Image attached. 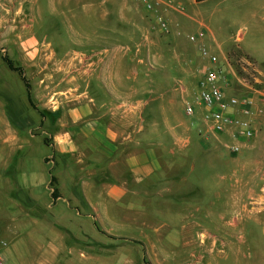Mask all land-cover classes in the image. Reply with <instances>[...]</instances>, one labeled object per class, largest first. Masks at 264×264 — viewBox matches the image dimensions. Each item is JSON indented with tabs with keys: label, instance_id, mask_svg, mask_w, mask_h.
<instances>
[{
	"label": "crops",
	"instance_id": "1",
	"mask_svg": "<svg viewBox=\"0 0 264 264\" xmlns=\"http://www.w3.org/2000/svg\"><path fill=\"white\" fill-rule=\"evenodd\" d=\"M151 1L154 3L151 11L145 9L141 0H124L122 3V9L126 11L144 13L141 25L134 24L130 28L131 33H136L144 42L143 50L133 52L124 41L113 42L114 33L107 27L109 18L90 19L91 31L87 38L83 37L81 27L85 24L71 12L73 2L64 6L65 17L59 19V26L65 24V18L69 27L65 29L66 33H55L57 36L63 34V38L60 36L53 45L43 33L42 42L47 49L26 47L29 63L37 64L47 77L37 82L36 90L30 86L34 107L26 99L25 88L20 99L13 97L9 90L13 79L8 72H15L10 71L0 57V169L13 166L20 172L19 179L8 186H3L0 180V193L7 190L31 202L26 209L30 216L26 230L33 233L20 248L19 243L18 246L14 242L12 245L5 243L0 252L6 264L61 262L63 250L73 251L78 238L76 234H81L83 222L85 227L91 225L97 231L95 218L105 208L129 209L128 202L137 200L140 202L138 208L148 210L152 206L149 202L166 201L159 200L155 185L165 179L163 174H169L165 171L170 163L168 160L193 158L195 154L209 150L208 143L203 140L207 137L205 132L178 130L170 125L169 128L162 127L160 106L157 116L152 117L149 102L158 103L161 98L147 96L152 90L146 86L145 77L160 66H165L168 72L192 77L202 76L208 68L228 74L230 71L225 62L229 51L204 21L187 12L188 0ZM190 2L196 3L195 0ZM48 14L52 15L51 12ZM57 20L50 22L47 32L54 33ZM160 20L166 24L165 31L160 27ZM52 22L55 23L51 27ZM194 24L200 27L198 31L204 32V37L191 48L199 52V55L195 54L196 58L194 54L193 57L189 55V49L181 39L185 35L189 41L191 33L186 32L194 28ZM241 39L239 32L235 40L240 42ZM162 45L168 46L174 55L178 51L186 56L184 64L177 61L176 56L174 63L166 65L159 61V64L155 60V50ZM201 48L216 55L217 63L211 64L203 58ZM0 50L6 53L4 49ZM153 51L154 56H151ZM139 53L147 57L149 71L137 63ZM151 57L153 63L149 61ZM253 64L259 69V65ZM54 71L58 74H55L57 80L51 74ZM259 71L264 74L261 68ZM195 81H192V87ZM179 89L183 94L184 90ZM172 91L179 94L177 87ZM199 110L194 117L202 122L199 125L206 126L202 108ZM21 111H25V116H19ZM254 119L255 135L264 136V114L256 112ZM19 129L25 130L23 134ZM43 138L48 144H44ZM38 141L49 150L39 152ZM172 171L175 170L170 173ZM50 174L56 178V199L51 197ZM38 201H43L48 208L43 206L38 210L37 203L34 204ZM166 216L176 223L180 214ZM61 232L69 233L73 240L66 241ZM89 259L90 262L95 260ZM71 262L75 263L72 259Z\"/></svg>",
	"mask_w": 264,
	"mask_h": 264
},
{
	"label": "rangeland",
	"instance_id": "2",
	"mask_svg": "<svg viewBox=\"0 0 264 264\" xmlns=\"http://www.w3.org/2000/svg\"><path fill=\"white\" fill-rule=\"evenodd\" d=\"M123 1L0 0V49L5 50L15 65L24 68L25 77L35 89L37 82L47 77L37 64L32 66L29 63L26 47L47 49L48 46L42 42L44 34L53 45L60 36L63 38V34L57 36L55 33H66L69 25L64 18L65 24L59 26V19L65 17L64 6L73 2L71 12L85 24L81 27L83 37L87 38L91 31L90 19L109 18L107 27L114 33L111 39L115 44L124 41L131 52L143 50L144 42L136 33L132 34L130 28L134 24L141 25L144 13L122 9ZM186 10L209 26L229 51L228 58L233 64L239 58H246L264 71V0H206L193 4L188 0ZM56 19L54 33L47 32L50 22ZM193 26L186 33H196L200 29L197 24ZM239 32L242 39L237 42L235 37ZM182 37L189 55L194 54L196 58L195 54L199 55V52L194 49V53L191 48H195L192 45L198 42L186 40L185 35ZM26 39H29L27 43ZM155 51V60L166 65L174 63L175 56L182 64L187 58L178 51L174 55L164 45ZM137 59L140 60L137 63L149 71L147 57L139 53ZM149 61L153 63L152 57ZM54 72L51 74L57 80ZM8 73L13 79L9 90L13 97L20 99L24 93L23 84L15 73ZM200 76L168 72L165 66H160L145 77V84L152 90L147 94L149 98H161L158 103L149 102L152 117L157 116V107L160 106L162 127L169 128L170 125L178 130L205 132L207 137L203 136V140L208 143L209 150L197 153L193 158L185 156L168 160L170 163L167 162L165 171L169 174H163L165 179L155 185L159 200L166 201L149 202L152 206L148 210L138 208L140 202L137 200L128 202L129 209L105 208L95 218L100 231L91 225L85 227L83 222L81 234H76L78 238L73 251L63 250L61 262L57 264H264V136L254 135L250 140H239L238 151H233L229 148L232 142L228 136L214 135L208 124L199 125L202 123L199 119L186 117L185 104L193 102ZM194 79L196 84L192 87ZM175 87L179 94L173 93ZM179 87L184 90L183 94H180ZM19 116H25V111H21ZM19 131L23 134L25 130ZM38 142L39 152L49 150ZM198 161L202 162L198 164ZM170 170L175 171L170 173ZM19 173L13 166L1 168L2 185L15 183ZM22 197L7 190L0 193V241L9 245L14 242L16 246L19 243V248L33 234L30 229L26 230L30 217L26 209L31 202L22 200ZM35 203L38 210L43 206L48 208L43 201ZM169 213L180 214L176 223L166 216ZM60 234L66 241L73 240L67 232ZM89 257L95 260L90 262Z\"/></svg>",
	"mask_w": 264,
	"mask_h": 264
},
{
	"label": "built area",
	"instance_id": "3",
	"mask_svg": "<svg viewBox=\"0 0 264 264\" xmlns=\"http://www.w3.org/2000/svg\"><path fill=\"white\" fill-rule=\"evenodd\" d=\"M147 11L153 9L151 0H141ZM172 2V0H169ZM163 31L164 21H159ZM204 37L202 30L188 36L195 43ZM200 54L209 63L216 64V55L201 48ZM233 61L227 57L225 62L229 73L220 69L208 68L204 71L197 84V91L192 103H186V117H194L196 108H202V118L214 135H226L232 142L229 148L238 151L239 140H250L256 132L254 115L264 114V74L246 58ZM228 92L229 95L227 94ZM5 242L0 241V249ZM0 264H6L0 252Z\"/></svg>",
	"mask_w": 264,
	"mask_h": 264
},
{
	"label": "trees",
	"instance_id": "4",
	"mask_svg": "<svg viewBox=\"0 0 264 264\" xmlns=\"http://www.w3.org/2000/svg\"><path fill=\"white\" fill-rule=\"evenodd\" d=\"M202 1H205V0H195L196 3H200ZM0 53H1V50H0ZM0 57H1L2 61L5 63V65L7 66V68L10 71L15 72L18 75L20 81L22 82V84L25 88L26 99H27L28 103L32 107H34V104H33L32 99H31L30 84H29L28 79L25 77V73H24L23 68L21 66L15 65L12 62V60L7 56L6 53H1ZM43 142H44V144H48V141L46 138H43ZM55 185H56V178L52 174H50L49 186L52 188V192H51L52 199H56V197H57V188ZM94 225L97 228V230H99L98 224H96V222L94 223ZM134 243L141 245V243L137 240H134Z\"/></svg>",
	"mask_w": 264,
	"mask_h": 264
}]
</instances>
